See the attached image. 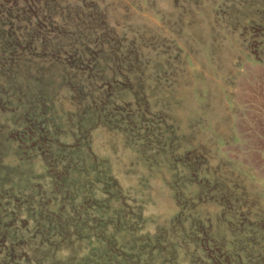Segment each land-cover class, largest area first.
<instances>
[{
  "label": "rangeland",
  "instance_id": "374dc122",
  "mask_svg": "<svg viewBox=\"0 0 264 264\" xmlns=\"http://www.w3.org/2000/svg\"><path fill=\"white\" fill-rule=\"evenodd\" d=\"M0 264H264V0H0Z\"/></svg>",
  "mask_w": 264,
  "mask_h": 264
}]
</instances>
